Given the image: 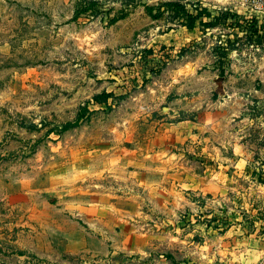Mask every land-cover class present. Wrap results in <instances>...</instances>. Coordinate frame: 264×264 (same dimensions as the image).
I'll return each mask as SVG.
<instances>
[{"label":"rangeland","instance_id":"1","mask_svg":"<svg viewBox=\"0 0 264 264\" xmlns=\"http://www.w3.org/2000/svg\"><path fill=\"white\" fill-rule=\"evenodd\" d=\"M83 1L0 0V264H225L264 238V39L204 23L264 36V0Z\"/></svg>","mask_w":264,"mask_h":264},{"label":"crops","instance_id":"2","mask_svg":"<svg viewBox=\"0 0 264 264\" xmlns=\"http://www.w3.org/2000/svg\"><path fill=\"white\" fill-rule=\"evenodd\" d=\"M176 125H179V124H176ZM227 134H228V137L226 136L224 140V146L225 147L229 146L231 149H233L234 150L233 154H237L238 157L235 158V161L231 160L232 157L225 156L223 157V159L225 161L229 160V162L232 163L234 167L238 166L239 168H241V174L243 173L245 178H247V175H248L247 172H244L242 170H244L247 167V165L250 164V160H251L250 159L251 157L250 148H252V146L250 145L249 141H246V139H244L239 144L236 140L238 138L242 139L243 135H248V134L245 132L244 134L237 133V132H233L232 130L227 132ZM159 136L161 138H167V135H165L164 133L162 134L161 131H160ZM182 136H183V133H180L179 135H177L174 141L175 146L178 143H183L184 137ZM165 142H166V145H165L166 147H169L170 144H173V140L172 141L166 140ZM173 156H175V158L177 159L179 155L174 154V153L167 154V152L166 153L162 152L161 159L165 157L164 160L163 159L162 160L164 161V163L166 160V163H165L166 167H168L170 163H172ZM155 157L158 158L159 154H156ZM261 159L264 162V150L261 151ZM176 165L177 164H175V166ZM236 243L238 244V246H235ZM224 255L226 257L225 264H264V238H259L253 235H250L249 237L243 236L242 238L241 237L230 238L229 250Z\"/></svg>","mask_w":264,"mask_h":264},{"label":"trees","instance_id":"3","mask_svg":"<svg viewBox=\"0 0 264 264\" xmlns=\"http://www.w3.org/2000/svg\"><path fill=\"white\" fill-rule=\"evenodd\" d=\"M95 1L92 0H85L83 3L81 2L78 4L77 9L74 12V15L72 17L73 20H76L79 18V15L83 13L84 11L89 10L91 7L95 5ZM149 12H152L151 8H147ZM164 12H169L171 13V21L176 22L184 26L187 30H192L195 27L196 22L201 18V13H193L190 12L186 6L183 3H180L178 1H173V2H166L159 6L157 8V13H164ZM210 18V15L209 17ZM243 17L237 14H231L227 11H221L217 17L212 16L211 20L207 23H204V25L207 28H214L218 26L220 23L224 21H235L237 20L236 25L238 28L241 30L244 29L242 25L245 26L246 30L248 33H246L247 38L252 41V38L256 35L255 41L257 42L256 44H260L264 36H258L257 33L260 30V27H258L256 21H252L248 25H245L244 21H242ZM248 34V35H247ZM148 54L152 53V50L150 49L147 51ZM223 71H220V75H222ZM113 93H107L103 92L101 94L94 95L91 98V103L93 104H106L108 100L112 97ZM89 103V102H88ZM73 126V124H66L65 126L62 127L63 130L70 128Z\"/></svg>","mask_w":264,"mask_h":264}]
</instances>
